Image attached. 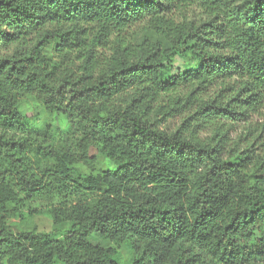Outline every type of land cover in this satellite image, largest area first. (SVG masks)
I'll use <instances>...</instances> for the list:
<instances>
[{"label": "trees", "instance_id": "16d2710c", "mask_svg": "<svg viewBox=\"0 0 264 264\" xmlns=\"http://www.w3.org/2000/svg\"><path fill=\"white\" fill-rule=\"evenodd\" d=\"M25 97L74 153L30 144ZM27 199L50 232H12L39 214ZM124 246L130 264H264V0H0V264H124Z\"/></svg>", "mask_w": 264, "mask_h": 264}, {"label": "rangeland", "instance_id": "374dc122", "mask_svg": "<svg viewBox=\"0 0 264 264\" xmlns=\"http://www.w3.org/2000/svg\"><path fill=\"white\" fill-rule=\"evenodd\" d=\"M53 27L55 26H50L51 30L57 29V27ZM143 31V25L138 26L132 30V32L136 35H139ZM94 34H96V32H91L92 36ZM92 38L93 37L90 36L89 42L92 41ZM50 56L52 64L61 65L63 68L70 65L71 62L76 61L77 58H81V56L77 53L68 54L66 52L64 54H60L53 51L50 52ZM185 68V63L182 60L177 59L176 69L174 73H182L185 71ZM22 102L24 103L25 107L23 108V111L26 113V117L30 125V127L28 128V131H31L29 136L30 144L34 145V140H38L40 142L38 144H44L45 146L55 147L73 153L76 151V141L66 134V132H68L66 129L68 124L62 115L49 112L39 102H36L31 98L25 97L22 99ZM177 124L178 119L171 120L170 123H164L162 127L174 128ZM239 134L240 133H238V135ZM30 154L32 170L34 171L35 168V171L38 175H41L46 170L52 168V164L48 160H44L42 158H39V163L35 164L36 159H34L33 150H31ZM93 154H95V152H93ZM98 161L101 165H104L105 168L112 170L114 169V165H112L109 161L103 160L102 158H98ZM36 162L38 161L36 160ZM26 203L30 210L38 211L39 214L35 215V217L29 218L26 221L20 219L12 220L10 223L12 232L14 234L30 232L34 230L44 233L50 232L53 228V221L51 216L47 212L48 205L45 202L42 203L40 201L36 205L34 204V202L28 199ZM28 210L29 209L25 210L24 212L27 214ZM91 243L95 246L106 248L112 246L111 243L105 242L96 236L91 239ZM131 259L132 255L130 251L126 246H124L121 249V258H119V261L123 262L124 264H130Z\"/></svg>", "mask_w": 264, "mask_h": 264}]
</instances>
